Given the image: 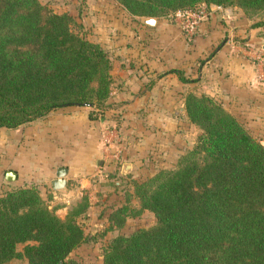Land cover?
Wrapping results in <instances>:
<instances>
[{
	"label": "trees",
	"instance_id": "1",
	"mask_svg": "<svg viewBox=\"0 0 264 264\" xmlns=\"http://www.w3.org/2000/svg\"><path fill=\"white\" fill-rule=\"evenodd\" d=\"M115 1L140 17H166L200 3L264 13V0ZM260 25L264 18L254 24ZM80 27L70 13L39 0H0V127L15 128L59 107L105 103L111 61ZM183 108L201 130L194 144L172 168L133 180L132 191L106 218V229L119 228L126 216L147 209L153 224L112 236L101 264H264V140L208 94L188 91ZM132 197L137 206L130 205ZM50 199L36 184L0 195V264L11 258L64 264L85 239L79 218L89 204L86 194L73 199L62 217L55 210L65 204L49 205Z\"/></svg>",
	"mask_w": 264,
	"mask_h": 264
},
{
	"label": "crops",
	"instance_id": "2",
	"mask_svg": "<svg viewBox=\"0 0 264 264\" xmlns=\"http://www.w3.org/2000/svg\"><path fill=\"white\" fill-rule=\"evenodd\" d=\"M216 9L219 14L215 13ZM228 10L227 7L212 9L194 27L196 32L188 36L175 22L168 23L163 19L155 18L151 25L140 20V26L131 21L130 24L127 18L126 21L112 19L109 23L113 27L106 28L112 31L111 40L107 41L112 45L111 53L117 56L119 64L110 68L112 82L102 113L96 115L94 106L68 105L52 109L43 117L15 128L1 126L0 134L10 133L13 137L0 141V180L4 181L5 171L12 169L16 173L17 185L36 184L42 197L50 194L51 204L68 203L82 191H86L91 199L94 189L112 184L107 179L111 176V169H117L110 161L117 146H121V171H125L133 165L132 160L154 153L152 146L149 149L146 144L150 139L148 128L159 129L158 135L165 140L166 122L163 121L161 128L159 119H176L184 113L182 103L186 82L170 71V67L184 76L187 66L194 64L196 55L209 51H212L209 57L198 67L206 73L221 71V79L215 77L213 82L221 86L223 97L228 101L224 107L236 117L248 121L254 131H262L264 28H249L242 36L236 25L243 27L246 19L228 17L224 14ZM259 28L261 31L258 32ZM237 33L242 38H236ZM98 43L104 47L102 42ZM258 49L262 51L258 52ZM139 58L143 62L141 66L136 62ZM156 71L161 72L156 77L151 76ZM155 119L158 122L153 127L151 124ZM113 120L118 126L120 124V129L115 131L116 137L106 149L102 145L101 130ZM172 133L176 138L177 134ZM262 136L260 139L264 140ZM60 165L67 167L65 185L63 189L53 191L50 180ZM103 173L107 178L100 180ZM125 176L118 178L127 179ZM64 211L65 207H58L55 212L62 215ZM91 213L92 207L89 206L86 214Z\"/></svg>",
	"mask_w": 264,
	"mask_h": 264
},
{
	"label": "rangeland",
	"instance_id": "3",
	"mask_svg": "<svg viewBox=\"0 0 264 264\" xmlns=\"http://www.w3.org/2000/svg\"><path fill=\"white\" fill-rule=\"evenodd\" d=\"M39 1L41 3H44L45 5H47L49 8H51L56 12L66 11L69 12L71 15H73L76 22H79L81 24L80 30L87 38L91 40H99L98 42L103 43L104 45L103 48H106L105 50L108 56L110 55L109 58L111 61V67L113 65L114 66L118 65L119 60L116 59L117 56L112 55L111 53L112 45H110V43H108L107 41V40H111V37H109V35H111L112 31L109 30L107 31L106 28L113 27L112 25H110L109 22L112 19L117 20V18L118 19L120 18L119 20H125V18H127L129 22L131 21L133 22V24L140 26L141 25L140 20L141 18H143L140 16L133 17L129 15V13H127L115 0H39ZM199 5L205 7L206 13L207 15H209V13L211 12V11L209 12V7L212 4L204 5L203 3H200ZM221 7L222 8L227 7L229 9L226 13H224L227 14L226 16L228 17L229 16L234 17L236 20L246 19L247 22L243 23L242 25L243 27H240L241 25H236V29L241 30L240 32L242 33V36H245V33L249 28H255L260 26L264 28V25L254 26L255 23L260 22L264 18V13L247 15L240 7L236 5L220 6V8ZM216 12H218V9L215 10V13ZM156 19H159V21H162L163 19V21L165 20L168 23L175 22L173 13L166 17H156ZM260 28L257 29L258 32L261 31ZM237 30L235 31L237 32ZM181 31L184 35L188 36V34L193 35L196 32V28H193L191 33H187V31L185 30H181ZM237 34L238 35H235L236 38L238 39L242 38V37H238L240 36L239 35L240 33ZM241 40L244 41V39ZM261 51L262 49L260 50L258 49V52ZM211 52L212 51H209L207 54H203L201 56L196 55L194 64L187 66L188 69L184 71V76L187 81H184L186 83L184 84L183 96L188 91H193L195 94H200V93L208 94L214 100H216L225 110H227V108L224 106L228 101L223 97L222 88H220L221 86L220 87L216 86V84L213 82L215 81V77L216 80L221 79V71L211 70L208 71V73H206L205 70L200 69L198 67L202 65V63H204L203 60L209 57ZM136 62H138L140 66L143 63L141 58H139ZM191 67H193L192 70L190 69ZM170 69L173 70L174 67H170ZM261 70H264V61L261 63ZM161 71H156L151 76L156 77V75H158ZM141 72L143 73V70ZM146 78L148 77L146 76ZM151 79L152 78H150L149 80ZM104 106L105 103H103L98 107H95L96 109L94 112L96 113V115H100L102 113V109L104 108ZM245 114L248 113L245 112ZM236 118L243 124L244 128H246L247 131L253 137L260 139L262 134H264V128H262L263 129L262 131L257 130L259 128L256 129L257 131H254L252 129L254 127H251L248 121H243V119H240L238 117ZM129 120L131 121V119H128L127 121ZM159 121L162 122L161 128H163L164 126L163 121L166 122L164 127L166 129L160 130V131L164 130V132H166L163 133L165 137L164 141L162 138L163 136L158 135L159 129L153 131V130H149V128L148 129L146 128L148 130V133L150 134V139L146 144L149 146V149H151L150 147L152 146V151L154 153H150L148 156H142L137 160H132L133 165L127 170L121 171V167H122L121 164L123 161L121 159V149H120L121 146L120 147L117 146L115 149V151H117V155L115 158L112 157V160L110 161H113L114 167L117 168L118 170L111 169V173L109 174L111 176H108L109 179H107V181L109 180L108 182L112 184H107L106 186H99L98 188L94 189L92 191L93 195L91 199H89L88 193L86 191H82L80 193V195L83 193L86 194L89 203L83 213V216L79 218V221L83 226V233L86 237L77 247L72 249L67 254V256L65 257L64 264H101V255H100L101 250L112 236L116 234H128L136 228L148 227L151 224H153L154 216L152 212L147 209H141L135 215L126 216L124 218L123 224L119 228L106 229L107 226L106 218L112 209H114L116 206L124 202L123 200L124 192L126 190L132 191L133 180H137V181L145 180L159 169L172 168L175 165L178 156L194 144L196 136L201 131L196 124H194L187 118L185 111L183 115H180L176 119L165 118V120L159 119ZM152 122L154 124L151 125H153L154 127L157 124L158 120L155 119ZM118 128L120 129V124L118 126L117 122L114 120L111 123L109 122L107 124V127H105L107 132L110 133V137L112 138L116 137L115 131ZM172 132H175L177 134L176 138L174 136V133ZM257 133H260V135ZM12 135L13 134L10 133L0 134V141L10 139L13 137ZM15 135L17 137L18 130L15 131ZM154 136H158L159 139L155 138ZM262 138L264 137L262 136ZM114 173L115 176L113 175ZM124 174L127 175L125 176L127 177V179L118 178V177H123ZM102 175L103 176L100 178V180L105 177L107 178L106 173H103ZM14 186H18L16 180L10 183H6L5 181L0 180V195L5 190H8L9 188H12ZM95 187L96 185H94L93 188ZM43 197L45 198L46 195H43ZM70 202L65 203V206H61V207H65L66 209V206ZM60 203L61 202H58L57 204ZM129 203L131 206L138 205L137 200L134 197L130 199ZM49 205L52 204L49 203ZM89 206L92 207V213H91L92 215L86 214V211ZM63 215L64 214L58 216L62 217ZM21 247H22L21 243L16 244L17 249H21ZM5 264H26V259L11 258Z\"/></svg>",
	"mask_w": 264,
	"mask_h": 264
},
{
	"label": "built area",
	"instance_id": "4",
	"mask_svg": "<svg viewBox=\"0 0 264 264\" xmlns=\"http://www.w3.org/2000/svg\"><path fill=\"white\" fill-rule=\"evenodd\" d=\"M214 8H220L219 5L212 4L209 7V12ZM175 23L180 27L181 30L187 31V33H191L193 28L206 16V8L198 5L194 9H182L176 10L173 12ZM261 75L264 76V70H261ZM101 141L104 148H108L112 142V137H110V133L107 132L106 129L101 130ZM117 151L113 152L112 157H116Z\"/></svg>",
	"mask_w": 264,
	"mask_h": 264
},
{
	"label": "water",
	"instance_id": "5",
	"mask_svg": "<svg viewBox=\"0 0 264 264\" xmlns=\"http://www.w3.org/2000/svg\"><path fill=\"white\" fill-rule=\"evenodd\" d=\"M141 20L143 23L147 25H151V24H154L156 19L155 17L148 16V17L141 18ZM66 173H67L66 166H63V165L57 166L54 172V177L50 180V186L53 191H57V190L64 188L65 181H66L65 179ZM15 178H16V173L14 170L7 169L5 171L3 179L6 183L13 182ZM57 264H61V262L59 261Z\"/></svg>",
	"mask_w": 264,
	"mask_h": 264
}]
</instances>
